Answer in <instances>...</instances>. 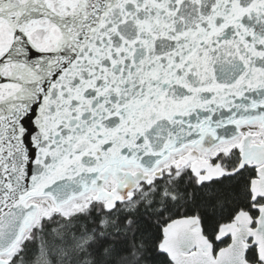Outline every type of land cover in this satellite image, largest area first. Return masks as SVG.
I'll return each mask as SVG.
<instances>
[{
  "label": "snow or ice",
  "instance_id": "6c2138e0",
  "mask_svg": "<svg viewBox=\"0 0 264 264\" xmlns=\"http://www.w3.org/2000/svg\"><path fill=\"white\" fill-rule=\"evenodd\" d=\"M216 144L198 186L240 177L245 199L170 220L153 260L264 264V0H0V264H21L37 199Z\"/></svg>",
  "mask_w": 264,
  "mask_h": 264
},
{
  "label": "trees",
  "instance_id": "16d2710c",
  "mask_svg": "<svg viewBox=\"0 0 264 264\" xmlns=\"http://www.w3.org/2000/svg\"><path fill=\"white\" fill-rule=\"evenodd\" d=\"M225 147L220 145L218 151ZM218 159L225 169L236 163L234 155ZM171 170V174L153 177L149 185L142 182L131 198L111 201L90 196L70 214L46 200L26 234L21 264H166L162 256L151 257L160 230L170 220L196 210L213 212L219 221L245 199L240 177L222 176L198 186L193 168L172 165ZM209 191L211 198L204 196Z\"/></svg>",
  "mask_w": 264,
  "mask_h": 264
},
{
  "label": "water",
  "instance_id": "95a60500",
  "mask_svg": "<svg viewBox=\"0 0 264 264\" xmlns=\"http://www.w3.org/2000/svg\"><path fill=\"white\" fill-rule=\"evenodd\" d=\"M221 144H216L213 145L211 148H206L203 150H199L196 154H192V158H199L201 157V153H210L211 151H213L215 148H217L218 146H220ZM183 149L180 150H174V151H169L166 155H163L162 157H160L158 160L155 157H148L145 158L142 162H139L137 166H133L135 168L140 169L137 173L136 176H133V174H128L126 171L127 170H123V173L121 175L118 176H111L112 180L114 181H119V180H123L124 182H144L145 180L149 179L150 175L153 174L154 177H162L164 175L162 170H158V167L166 162L171 155L182 151ZM180 166V165H179ZM218 170H214L212 172H210L209 174L211 175H215L217 174ZM171 171L168 170L166 171V174H170ZM110 179V177L108 178ZM107 179V180H108ZM106 180V181H107ZM106 181L100 185L98 188L95 189H88L85 190L83 192H76L74 194H72L71 196H69L67 199H61L59 202L52 200V203L54 204V206H56L57 208L62 207L66 204H68L69 202H71L73 199H77L80 198L83 195H86L88 193H90L91 191H98V195L99 197H102L104 200H116V199H127L130 196H132L133 194H127V192H122L119 190L118 187H116L113 192H109V190H107V188H105L106 185ZM258 189V188H257Z\"/></svg>",
  "mask_w": 264,
  "mask_h": 264
},
{
  "label": "rangeland",
  "instance_id": "374dc122",
  "mask_svg": "<svg viewBox=\"0 0 264 264\" xmlns=\"http://www.w3.org/2000/svg\"><path fill=\"white\" fill-rule=\"evenodd\" d=\"M219 150V148H215L213 151H211L210 153H202L201 154V157L199 158H192V155H191V151L189 149H184V151H181L179 153H177L176 155L172 156L171 160L167 163V164H170L171 166L172 165H182L183 167H190V168H195L197 170L203 168V167H207L208 164H209V161H211V157H213L215 155V153ZM212 164H214L213 162H211ZM165 165V163L161 164L159 167H158V170H166V169H163V168H166V166L168 165ZM127 170V168H125ZM216 169H212L210 168L209 169V173L214 171ZM137 172H135L134 174H136ZM153 175L149 177V179L145 180L144 182L147 184V181H150L151 182L153 181ZM118 187V183L117 181H114L112 180L111 176H110V179H108L106 181V185H105V188H107V190H109V192H113V190ZM140 188V185L136 187V189H139ZM136 189H134L133 191H130V193H127V194H134ZM98 195V191H91L90 193L86 194V195H83L81 196L80 198H77V199H73L71 202H69L68 204L62 206V207H59L57 208L55 206V208L57 210H62L64 211L66 214H70L72 212H74L75 210L77 209H81L83 207V204H84V200L90 196H93V197H99L97 196ZM133 196V195H132ZM132 196H130L129 198H131ZM102 198V197H100ZM49 198H39L36 200V203L39 205V210H40V207L45 205L44 202H46V200H48ZM128 199V198H127ZM109 200V199H108ZM111 208V207H110ZM45 210H47V208L45 207Z\"/></svg>",
  "mask_w": 264,
  "mask_h": 264
},
{
  "label": "flooded vegetation",
  "instance_id": "af4514ba",
  "mask_svg": "<svg viewBox=\"0 0 264 264\" xmlns=\"http://www.w3.org/2000/svg\"><path fill=\"white\" fill-rule=\"evenodd\" d=\"M222 145V144H221ZM202 154V153H201ZM192 155V153H191ZM168 163V162H167ZM165 163V165L167 164ZM168 166H166V168H163V169H166V170H163V173L166 174V171L170 170L171 173H172V170H171V165L170 164H167ZM135 167L131 166V167H127V173L128 174H134L135 173V170H134ZM178 168L181 169L183 168L182 165H178ZM170 173V174H171ZM118 183V188L120 191L122 192H127V193H130V191H133L134 189H136L137 186H139L142 182H124V179L123 180H119L117 181ZM257 188L259 190V182L257 184Z\"/></svg>",
  "mask_w": 264,
  "mask_h": 264
},
{
  "label": "built area",
  "instance_id": "2783aa9c",
  "mask_svg": "<svg viewBox=\"0 0 264 264\" xmlns=\"http://www.w3.org/2000/svg\"><path fill=\"white\" fill-rule=\"evenodd\" d=\"M182 151H184V149H183ZM179 152H181V151H179ZM179 152H177V153H179ZM177 153L171 155V157H170L166 162H169V161L171 160L172 156L176 155ZM166 162H164V163H166ZM162 164H163V163H162ZM125 170H126V169H125ZM134 170H135V172H138L140 169H138V168H134ZM133 175H136V174H133ZM149 184H151V180H150V181H147V185H149Z\"/></svg>",
  "mask_w": 264,
  "mask_h": 264
}]
</instances>
